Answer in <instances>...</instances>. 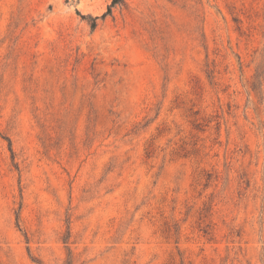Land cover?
<instances>
[{
  "label": "rangeland",
  "instance_id": "obj_1",
  "mask_svg": "<svg viewBox=\"0 0 264 264\" xmlns=\"http://www.w3.org/2000/svg\"><path fill=\"white\" fill-rule=\"evenodd\" d=\"M111 1L0 0V264H264V0Z\"/></svg>",
  "mask_w": 264,
  "mask_h": 264
},
{
  "label": "trees",
  "instance_id": "obj_2",
  "mask_svg": "<svg viewBox=\"0 0 264 264\" xmlns=\"http://www.w3.org/2000/svg\"><path fill=\"white\" fill-rule=\"evenodd\" d=\"M118 2H120V0H112V1H111V4L108 6L107 10H106L102 15H100L99 17L102 18V17H105L107 14H110V12H111V7L114 6V5H116ZM96 18H98V16L95 17V18H92V21L90 22V27H91V28H94V27L96 26ZM9 149H10L11 154H12V157H13V151H12V149H11V144H10V142H9ZM66 264H73V261H72V260H67V261H66Z\"/></svg>",
  "mask_w": 264,
  "mask_h": 264
}]
</instances>
